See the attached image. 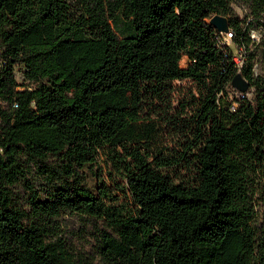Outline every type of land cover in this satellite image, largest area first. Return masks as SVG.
<instances>
[{"label": "trees", "instance_id": "16d2710c", "mask_svg": "<svg viewBox=\"0 0 264 264\" xmlns=\"http://www.w3.org/2000/svg\"><path fill=\"white\" fill-rule=\"evenodd\" d=\"M232 1L0 0V264H264V0Z\"/></svg>", "mask_w": 264, "mask_h": 264}, {"label": "rangeland", "instance_id": "374dc122", "mask_svg": "<svg viewBox=\"0 0 264 264\" xmlns=\"http://www.w3.org/2000/svg\"><path fill=\"white\" fill-rule=\"evenodd\" d=\"M231 12L234 16H236L242 23L246 21L254 20L253 14L249 12L248 6L246 2L243 0H233L230 4ZM254 34H257L255 29L251 30ZM254 59L252 63L253 72L257 75L264 76V56L260 52L259 48H255L254 51ZM179 83V82H175ZM183 84H187L183 82ZM113 210L119 215L128 214L132 211L131 204L129 200L123 198L122 195L115 194L113 196ZM78 219L75 215H63L62 216V224L64 227H69L72 223L76 222Z\"/></svg>", "mask_w": 264, "mask_h": 264}, {"label": "water", "instance_id": "95a60500", "mask_svg": "<svg viewBox=\"0 0 264 264\" xmlns=\"http://www.w3.org/2000/svg\"><path fill=\"white\" fill-rule=\"evenodd\" d=\"M209 22L217 29L225 31L227 29L226 17L218 14H214L209 18ZM231 85L237 90L243 92L247 89V82L237 72L231 79Z\"/></svg>", "mask_w": 264, "mask_h": 264}, {"label": "built area", "instance_id": "2783aa9c", "mask_svg": "<svg viewBox=\"0 0 264 264\" xmlns=\"http://www.w3.org/2000/svg\"><path fill=\"white\" fill-rule=\"evenodd\" d=\"M217 31L219 33L218 39H219L220 44L224 45V46L228 45V43L230 42V32H229L230 30H229V28H227L225 31H221V30H217ZM250 36L253 38H257V34H254V32H252V31L250 33ZM232 58H233V61L235 62V64L237 65V67H239L242 64V61L244 59L242 50L240 49L239 51L234 53L232 55ZM233 94H238V90L233 91ZM249 95H250V92H247V96H249Z\"/></svg>", "mask_w": 264, "mask_h": 264}]
</instances>
